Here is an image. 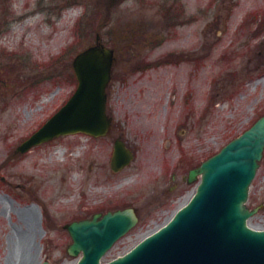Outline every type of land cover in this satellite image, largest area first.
Instances as JSON below:
<instances>
[{
  "label": "rangeland",
  "instance_id": "1",
  "mask_svg": "<svg viewBox=\"0 0 264 264\" xmlns=\"http://www.w3.org/2000/svg\"><path fill=\"white\" fill-rule=\"evenodd\" d=\"M97 35L115 52L111 132L15 153L74 93L72 60ZM263 114L264 0H0V264H76L65 226L132 207L102 262L126 253L188 200L189 171ZM118 137L133 159L113 172ZM263 200L264 152L246 205ZM249 225L264 228V207Z\"/></svg>",
  "mask_w": 264,
  "mask_h": 264
},
{
  "label": "water",
  "instance_id": "2",
  "mask_svg": "<svg viewBox=\"0 0 264 264\" xmlns=\"http://www.w3.org/2000/svg\"><path fill=\"white\" fill-rule=\"evenodd\" d=\"M114 60V50L102 44L98 35L94 45L76 54L71 63L77 80L74 93L16 147L15 153H26L61 136H107L113 123L107 112V89ZM263 152L264 115L189 171V182L200 177L195 193L165 224L129 251L102 262L115 242L137 224L132 207L66 225L72 240L67 253L78 258L76 264H264V229L248 224L264 203L252 209L246 205ZM132 159V151L120 137L116 138L110 169L119 172Z\"/></svg>",
  "mask_w": 264,
  "mask_h": 264
},
{
  "label": "bare ground",
  "instance_id": "3",
  "mask_svg": "<svg viewBox=\"0 0 264 264\" xmlns=\"http://www.w3.org/2000/svg\"><path fill=\"white\" fill-rule=\"evenodd\" d=\"M57 153L59 156H62L64 151H63V149H60V150H57ZM195 190H196V188L193 190L192 194H190V195H193L195 193ZM190 198H191V196H189L187 199L189 200ZM188 200L183 201L182 204L178 208L182 207L185 204V202ZM248 224H249V221H248Z\"/></svg>",
  "mask_w": 264,
  "mask_h": 264
}]
</instances>
